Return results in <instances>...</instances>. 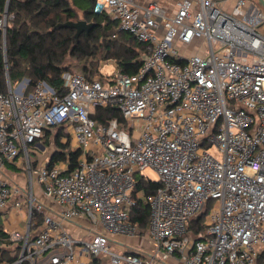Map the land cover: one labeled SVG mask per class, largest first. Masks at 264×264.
<instances>
[{
  "label": "built area",
  "instance_id": "obj_1",
  "mask_svg": "<svg viewBox=\"0 0 264 264\" xmlns=\"http://www.w3.org/2000/svg\"><path fill=\"white\" fill-rule=\"evenodd\" d=\"M92 1L147 53L131 74L109 60L114 72L92 80L63 71L62 92L28 78L0 92V211L23 214L20 229L0 224V248H18L4 264H92L102 256L110 264H264L263 8L246 0H177L172 9ZM8 2L0 5L3 37ZM106 106L122 120H96ZM56 127L79 150L73 167L68 158H30L44 130ZM5 163L23 170L27 184L10 182ZM146 167L159 175L150 194L135 191ZM139 199L149 208L145 230L130 217ZM203 212L200 228L190 226ZM118 237H148L150 249Z\"/></svg>",
  "mask_w": 264,
  "mask_h": 264
},
{
  "label": "trees",
  "instance_id": "obj_2",
  "mask_svg": "<svg viewBox=\"0 0 264 264\" xmlns=\"http://www.w3.org/2000/svg\"><path fill=\"white\" fill-rule=\"evenodd\" d=\"M4 0H0L3 5ZM8 10L13 14L3 37L0 32V92L7 91L8 82L15 84L23 78L33 85L44 79L59 92L63 91L62 72L69 70L68 58L81 61V73L92 80L99 75L101 61L113 60L118 71L134 73L139 68L147 53L145 44L139 42L127 31L119 29L116 18L93 11L92 0H9ZM86 22L94 26L85 34L82 32L74 38L75 29L59 27L62 22L77 21L78 11ZM79 20V19H78ZM93 117L105 122L110 118L122 117L114 106L96 108ZM69 134L61 127L55 133L46 128L42 139L48 142L52 138L54 150L49 161L69 160L71 167L77 164L79 150H71L69 144L61 137ZM68 156V157H67ZM37 161H33L35 165ZM160 182L137 176L135 191L142 189L145 194L154 193ZM204 213L191 221L190 226L200 228ZM41 213H34L38 226ZM149 208L141 199L130 210L131 220L141 230L148 225ZM6 232L0 229V242ZM129 249H127L128 251ZM18 248H0V264L10 262L17 256ZM99 261L93 258L92 264Z\"/></svg>",
  "mask_w": 264,
  "mask_h": 264
},
{
  "label": "rangeland",
  "instance_id": "obj_3",
  "mask_svg": "<svg viewBox=\"0 0 264 264\" xmlns=\"http://www.w3.org/2000/svg\"><path fill=\"white\" fill-rule=\"evenodd\" d=\"M160 1V0H158ZM246 2L249 4L250 2L254 3V4H258V1L257 0H246ZM78 11V10H77ZM78 19H82V16H81V12L78 11ZM77 19V20H78ZM260 30L263 29L262 26L259 27ZM178 49L179 50H183L184 47L183 46H178ZM195 51V46L192 45L190 47H188L186 49V53L187 54H192L193 52ZM101 61L100 63V67H99V72L100 74H111L114 72L115 68H114V65L111 61ZM81 61H78L76 58H68L67 61H66V64L69 65V68L75 72H80L81 73ZM55 130L56 128H52L51 129V132L52 134L55 133ZM48 139V142H45L44 139H42L40 142L45 145V149L44 150H40L38 149L37 150V153L30 150L29 152V155H30V158L32 160H35L37 159L38 162H42L47 156H49L52 151L54 150L55 148V144L53 142V140L50 138H47ZM65 142H67L70 146V140L69 138L68 139H65ZM9 165L11 164H7L5 163V165L3 166V169L4 170H7L6 171V174L8 175V180L10 182H16L22 186L26 185L27 184V181H28V176L27 174L23 171V170H20V169H17V168H14L12 169ZM12 166V165H11ZM14 172H13V171ZM11 171L14 173L12 174ZM10 174V175H9ZM141 174L143 176H145L147 179L149 180H152V181H157L159 179V175L157 173L156 170H154L152 167H146L144 169L141 170ZM36 192V191H35ZM77 225H81V223L77 224ZM82 226L83 227H86V225L84 223H82ZM75 225L73 223H66L65 224V228L71 233V234H74V230L75 229ZM77 235L79 236V233H77ZM84 240H88L89 239V236L87 235H80ZM118 240L119 241H126V244H131L133 248H135L136 250H142V251H145V250H149L150 249V244L148 242V237H143V238H140V237H133V238H128V239H124L123 237H118ZM108 245L110 246L111 249L115 250V251H120L119 248L117 247V245L113 242V241H110L108 243ZM106 257V260H107V264H110V262L108 261V257Z\"/></svg>",
  "mask_w": 264,
  "mask_h": 264
},
{
  "label": "crops",
  "instance_id": "obj_4",
  "mask_svg": "<svg viewBox=\"0 0 264 264\" xmlns=\"http://www.w3.org/2000/svg\"><path fill=\"white\" fill-rule=\"evenodd\" d=\"M143 2H149V1H158V0H141ZM177 0H160L158 1L159 3H161L163 6L169 8V9H172L173 8V5L174 3L176 2ZM36 149H40V150H44L45 149V145H43L40 141L36 143ZM35 150V152L37 153V150ZM12 169H14L15 167L14 166H11L9 165ZM6 171L7 170H4L3 169V173L8 177V175L6 174ZM13 171V170H12ZM11 171L12 174H14L13 172ZM10 175V174H9ZM22 219H23V214H19V215H16L15 213H13V211L9 208V207H6L4 208L3 210L0 211V224L3 228H6V229H20L23 227V222H22ZM95 264H107V260H106V257L105 256H102L101 258H99V261L96 262Z\"/></svg>",
  "mask_w": 264,
  "mask_h": 264
},
{
  "label": "water",
  "instance_id": "obj_5",
  "mask_svg": "<svg viewBox=\"0 0 264 264\" xmlns=\"http://www.w3.org/2000/svg\"><path fill=\"white\" fill-rule=\"evenodd\" d=\"M257 1L264 10V0H257ZM58 26L75 29L74 38H78V36L82 32L87 34L90 31V29L94 26V23L93 22H86L84 19H79L77 21L68 20V21L60 23Z\"/></svg>",
  "mask_w": 264,
  "mask_h": 264
}]
</instances>
